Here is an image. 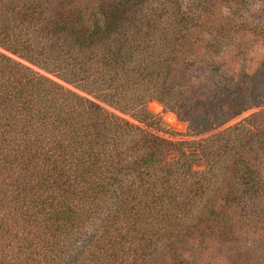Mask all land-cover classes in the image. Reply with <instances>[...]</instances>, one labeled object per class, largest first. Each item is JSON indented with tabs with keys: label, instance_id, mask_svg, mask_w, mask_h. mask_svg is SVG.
<instances>
[{
	"label": "trees",
	"instance_id": "16d2710c",
	"mask_svg": "<svg viewBox=\"0 0 264 264\" xmlns=\"http://www.w3.org/2000/svg\"><path fill=\"white\" fill-rule=\"evenodd\" d=\"M0 264H264V0H0Z\"/></svg>",
	"mask_w": 264,
	"mask_h": 264
},
{
	"label": "rangeland",
	"instance_id": "374dc122",
	"mask_svg": "<svg viewBox=\"0 0 264 264\" xmlns=\"http://www.w3.org/2000/svg\"><path fill=\"white\" fill-rule=\"evenodd\" d=\"M12 57L16 59V57H14V56H12ZM32 68L35 69L34 67H32ZM60 83L67 88L74 89L72 86H70L64 82H60ZM74 90L77 91L76 89H74ZM77 92H79L82 95H84L85 97L89 98L92 102H94L96 104H100L101 106L108 109L109 111H112L113 113L117 114L118 116L127 120L128 122L136 124V125H140L138 122H136L130 116L123 114V113H120V112L113 110L109 107L104 106L103 104H101L100 102H98L97 100L93 99L92 97L86 95L83 92H80V91H77ZM146 108L152 114L157 115L159 118L160 126L163 128V132H158L159 135H161L167 139H171V140L191 139V136L186 135V122L179 120L173 112L165 110L160 103H158L157 101H150L147 103ZM253 110L254 109H251V110H248V111L240 114L239 116H237V117L233 118L231 121H229L227 124H230V123L237 121L238 119L242 118L243 116L247 115L248 113H250ZM201 167H202V165L198 166V168H201Z\"/></svg>",
	"mask_w": 264,
	"mask_h": 264
}]
</instances>
